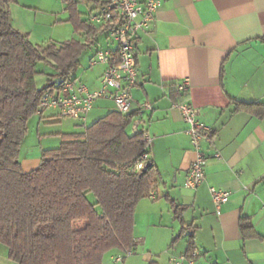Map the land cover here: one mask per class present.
<instances>
[{"label":"crops","instance_id":"obj_1","mask_svg":"<svg viewBox=\"0 0 264 264\" xmlns=\"http://www.w3.org/2000/svg\"><path fill=\"white\" fill-rule=\"evenodd\" d=\"M75 1L82 20L91 25L88 16L95 0ZM80 4L88 9L85 18ZM26 7L33 6L25 0L11 4L12 25L29 34L34 44L44 45L34 39L41 37L45 23L39 22L37 12L33 21L27 20ZM64 15H68L67 4ZM78 35L85 38L83 32ZM108 37L100 49L115 47ZM263 39L264 0H165L153 24L139 33L135 50L138 83L131 111L137 115L128 130L135 132L137 125L152 140L157 198H146L137 206L133 255L117 263L114 259L120 252L112 250L103 264H172L174 258L185 255L191 239L197 255L185 264H264V116L236 111L235 105V100L264 104ZM105 68H88L76 77L95 89ZM185 80L188 90L177 91L175 85ZM145 102L152 109L140 108ZM174 102L197 107L199 119L214 131L212 143L202 145L209 156L206 180L195 190L184 187L196 154L188 125L173 108ZM114 110L113 101L100 99L85 122L62 118L52 109L34 115L20 153L23 171L36 169L43 151L58 148L63 134L83 132L85 128H79L89 119L95 122ZM32 127L35 133L28 143ZM56 141L58 146L52 145ZM216 151L220 158L213 157ZM211 187L232 193L219 211ZM172 201L184 208L181 218ZM243 216L250 219L258 237L244 239ZM0 264L18 263L9 259L6 248L0 252Z\"/></svg>","mask_w":264,"mask_h":264},{"label":"trees","instance_id":"obj_2","mask_svg":"<svg viewBox=\"0 0 264 264\" xmlns=\"http://www.w3.org/2000/svg\"><path fill=\"white\" fill-rule=\"evenodd\" d=\"M15 1L0 0V245L18 264H103L108 252L137 247L136 209L153 190L156 175L151 160L141 172L133 170L148 152L145 133L128 130L137 112L110 111L83 132L63 134L58 148L43 151L36 169L23 171L20 153L29 120L54 87V78L38 86V65L50 64L57 84L77 79L81 55L106 30L83 21L77 2L66 0L67 22L85 40L34 44L12 25ZM235 105L236 111L264 116L262 103L235 100ZM172 205L181 218L184 208ZM240 228L244 239L258 237L248 217L241 218ZM195 251L191 239L185 254Z\"/></svg>","mask_w":264,"mask_h":264},{"label":"built area","instance_id":"obj_3","mask_svg":"<svg viewBox=\"0 0 264 264\" xmlns=\"http://www.w3.org/2000/svg\"><path fill=\"white\" fill-rule=\"evenodd\" d=\"M165 0H95L96 4L90 11L88 22L98 28H104L108 38L115 44L114 48L100 49L91 59V68L105 65L106 68L100 77L99 86L91 89L80 81L65 80L54 85L41 98L38 113L47 110H56L66 119L85 122L96 101L107 99L114 102L116 109L123 114L130 113L133 108V90L138 83V62L135 54L136 41L141 31L147 30L155 21L157 10ZM179 92H186L189 88L187 80L177 83ZM140 108L152 109L150 102L140 105ZM173 108L180 111L188 125L187 134L196 157L192 162L184 187L195 190L206 180V166L209 156L202 148L203 143L211 144L214 131L199 119L200 110L187 102H174ZM139 131L138 126L134 127ZM148 152H145L135 163L133 170L141 172L146 163L151 160L150 148L152 140L145 134ZM213 157L220 158L216 151ZM211 196L217 211L229 202L231 191L211 187ZM149 199L155 200L154 190L149 193ZM133 255V251L120 253L114 262H122L126 257ZM192 255H197L194 252ZM189 257L185 255L173 259L172 264H185Z\"/></svg>","mask_w":264,"mask_h":264},{"label":"rangeland","instance_id":"obj_4","mask_svg":"<svg viewBox=\"0 0 264 264\" xmlns=\"http://www.w3.org/2000/svg\"><path fill=\"white\" fill-rule=\"evenodd\" d=\"M25 2L33 6L32 8H30L31 6L25 8L27 12L30 13L26 19L27 20L30 19L33 21L34 13L37 12L39 22L45 23V29L42 31L41 37L35 38L34 39L35 43H45L44 45L47 46L51 42L60 44L64 41L71 40L72 38H75V37L79 39L82 38L83 40H85V38H83L82 35H78L77 33H75L71 23L66 21L68 18V15H64V9L66 7V2L64 0H25ZM35 8H37V10ZM80 10L84 13V18H85L88 15L87 14L88 9L83 4H80ZM38 30H42V29L38 28ZM107 36H108V33L99 34L96 37L95 41L81 55L80 57L81 63H80L78 73L80 74H82L83 72L86 73L88 71L87 69L91 68L90 59L94 55L96 50L100 49L101 47H105V41H106ZM38 71L39 73L36 76V81L40 88L47 85L48 82L52 78L58 81V77L54 76L56 72L50 64L40 63L38 65ZM92 123L93 122L89 119L86 122L85 126H82L79 128V131H82L86 126H89ZM34 133H35V130L32 127V130L30 131L31 135L27 141L28 143L31 142L30 140ZM58 143L59 141H56V143L52 145L58 146ZM90 199L92 201H95V198L92 195H90ZM0 248H1V251H3L7 247L6 245H1ZM165 253L166 252L163 251L162 255L163 256L166 255Z\"/></svg>","mask_w":264,"mask_h":264}]
</instances>
